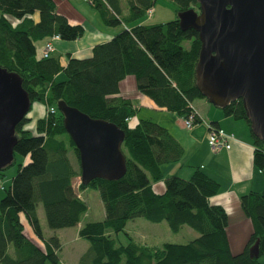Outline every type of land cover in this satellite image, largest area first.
Instances as JSON below:
<instances>
[{
  "label": "trees",
  "instance_id": "obj_1",
  "mask_svg": "<svg viewBox=\"0 0 264 264\" xmlns=\"http://www.w3.org/2000/svg\"><path fill=\"white\" fill-rule=\"evenodd\" d=\"M157 0H91L108 26L124 25L111 39L96 44L89 57L59 54L42 57L36 43L58 35L64 41L81 39L83 24L72 23L58 11L55 0H0V66L17 73L28 91L32 105L45 111L36 121V133L26 125L27 115L17 125L16 153L29 157L19 164L10 193L0 203V264H63L58 235L43 234L37 207L42 203L52 229L78 225L88 211L79 192L97 189L104 203L105 218L83 224L79 236L90 242L82 261L91 264H263L264 190L241 196V208L250 219L252 232L242 251L234 253L229 235V215L221 204L211 202L220 183L197 167L191 177H165L162 166L176 162L184 147L170 130L152 119L133 118L134 101L122 94L121 82L135 76L138 91L152 98L162 109L184 117L195 112V123L203 119L194 106L205 98L196 86L195 68L201 41L198 32L183 30L178 16L161 23H138ZM177 13L194 8L196 0H171ZM38 13V19L35 15ZM138 23L134 25V23ZM190 41V47L184 43ZM63 73L65 78L58 80ZM64 100L93 118L115 123L125 131L122 150L126 174L118 180L96 178L89 184L81 176L79 151L67 133L58 102ZM55 108L52 112L49 109ZM32 109V108H31ZM250 126L242 100L222 109ZM29 114V113H28ZM212 126L218 127L213 123ZM251 131V126H250ZM252 133V132H251ZM255 165L264 174V141L253 133ZM78 161L77 168L69 153ZM15 162V161H14ZM10 165L0 168V177ZM163 181L164 192L153 183ZM31 224L35 238L25 233L22 214ZM144 217L152 222L166 220L172 231L184 225L199 236L186 243L149 245L129 233L127 244H118L110 230L125 231L128 222ZM260 240V257L250 256V247Z\"/></svg>",
  "mask_w": 264,
  "mask_h": 264
},
{
  "label": "water",
  "instance_id": "obj_2",
  "mask_svg": "<svg viewBox=\"0 0 264 264\" xmlns=\"http://www.w3.org/2000/svg\"><path fill=\"white\" fill-rule=\"evenodd\" d=\"M178 12L183 30L195 29L201 49L196 86L214 106L224 109L242 100L251 132L264 141V0H196ZM32 108L19 74L0 66V168L15 161L17 125ZM64 125L79 151L81 182L118 180L127 171L122 150L125 131L93 118L64 100L58 102ZM260 257V240L250 247Z\"/></svg>",
  "mask_w": 264,
  "mask_h": 264
},
{
  "label": "crops",
  "instance_id": "obj_3",
  "mask_svg": "<svg viewBox=\"0 0 264 264\" xmlns=\"http://www.w3.org/2000/svg\"><path fill=\"white\" fill-rule=\"evenodd\" d=\"M55 1L60 13L65 14L72 23L83 24L86 29L81 39L74 41L60 39L55 42L56 49L53 54H59L63 62L68 59L69 54L78 58L89 57L96 44L112 38L113 33L105 29L108 25L102 21L100 13L95 8L93 14V12H82L77 7L76 0ZM34 17L38 19V13ZM45 41L46 39L36 43L40 52ZM62 75L63 73H60L58 79ZM121 91L123 95L131 98L135 107L138 108L134 121L156 120L166 126L184 147V155L180 160L162 166L165 177L179 175L189 178L197 167H201L219 181V192L210 200L212 203L223 205L227 210L230 220L227 232L232 251L236 253L243 250L252 232V224L241 208L240 198L252 190H264V174L254 162L256 144L245 122L226 115L222 109L214 106L206 98H197L193 104L207 126L202 124L186 129L182 116L159 108L152 98L138 91L135 76L129 75L121 82ZM208 123H213L235 135L230 148L212 150L208 143ZM156 183L158 186L155 185ZM153 185L158 193L164 192L163 181L155 182ZM233 223H239V225Z\"/></svg>",
  "mask_w": 264,
  "mask_h": 264
},
{
  "label": "rangeland",
  "instance_id": "obj_4",
  "mask_svg": "<svg viewBox=\"0 0 264 264\" xmlns=\"http://www.w3.org/2000/svg\"><path fill=\"white\" fill-rule=\"evenodd\" d=\"M76 2L78 4L77 7L82 12H93L94 14L95 9L92 7L90 2H88L87 0H76ZM177 16L178 13L176 11V7L173 1L157 0L155 6L153 7L152 15H146L140 20L143 21V23L147 24L161 23L176 19ZM137 24V22L134 23V25ZM123 28L124 25L105 27L107 31L113 33V36L119 31H121ZM184 46L185 48H189L190 41H186L184 43ZM63 78H65L64 75H62L58 80H62ZM44 111L45 109L43 108V105L41 103H33L32 109L28 114V116L31 118V121L26 125V128L30 129L34 134L36 133V121L43 115ZM155 115L158 114L155 113ZM243 121L248 126V129L250 131V126L248 125V123L245 120ZM202 124H206L207 126L206 121L203 120L198 124L196 123V127L197 125ZM69 156L71 157L75 166L78 168L79 164L75 154L73 152H70ZM28 161L29 157L28 159H25L22 154L16 153L15 162L4 170L3 175L0 177V203L10 193L12 179L17 172L19 164H25ZM80 182L81 176L74 178V184L76 185V187H78ZM155 185L158 186L157 183ZM79 194L81 198H83L88 204V211L82 217L80 226L87 222L103 220L105 218V208L99 191L97 189L87 187L86 189L79 192ZM37 209L43 234L46 237L52 235H58L60 237L62 247L59 251V255L63 264H91V260L89 261L88 259H85L84 261H82L83 255L87 252L90 247V242L87 239L81 238L79 236V224L67 228L52 229L48 226L45 210L42 203L38 204ZM25 216L26 215L23 213L22 218L24 221L23 223L25 225V233L30 237L32 236L33 238H35L36 233L34 232L31 224L27 221ZM233 224L239 225V223ZM109 232L116 239L118 244L128 243L129 238L127 233H129L136 241L149 245H163L165 242L186 243L199 236V233L188 225H184L180 231L174 232L171 230L166 220L161 222H152L144 217H136L130 220L125 228V231L115 233L110 230ZM261 262L264 264V256L261 257ZM47 264L51 263L48 262Z\"/></svg>",
  "mask_w": 264,
  "mask_h": 264
},
{
  "label": "built area",
  "instance_id": "obj_5",
  "mask_svg": "<svg viewBox=\"0 0 264 264\" xmlns=\"http://www.w3.org/2000/svg\"><path fill=\"white\" fill-rule=\"evenodd\" d=\"M87 1L90 2L91 0H87ZM152 13H153V8L148 10V15H152ZM57 40H60V37L58 35H54L46 40L43 49L41 50L42 57L48 58L54 53L56 49L55 42ZM49 110L54 112L55 108L51 107ZM195 117H196L195 112L190 113L188 116L182 117L184 121V125L187 129H192L196 125ZM208 128H209L208 143L213 151H218L222 148L231 147V142L235 140V135L233 133H228L223 128L212 126L210 123H208Z\"/></svg>",
  "mask_w": 264,
  "mask_h": 264
}]
</instances>
